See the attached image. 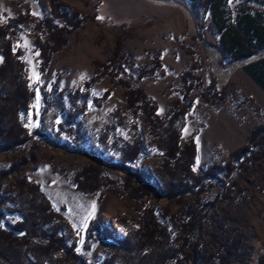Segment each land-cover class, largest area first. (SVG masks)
<instances>
[{
  "label": "rangeland",
  "instance_id": "1",
  "mask_svg": "<svg viewBox=\"0 0 264 264\" xmlns=\"http://www.w3.org/2000/svg\"><path fill=\"white\" fill-rule=\"evenodd\" d=\"M52 0H0V22L30 11L35 19L50 17ZM70 9L79 12L85 19L82 29L69 37L68 46L52 58L48 72L42 73L40 53L35 49V35L23 28L17 46L25 52L29 80L38 89V98L30 113L24 114V122L33 136V141L18 154L0 152V170L9 169L13 160L25 157L28 164L23 171L14 172L0 187L1 228L14 225L21 218L7 212L8 204L2 201L9 184L25 177L41 187L56 211L64 216L75 235L76 254L86 264H108L112 243L106 238L107 229L118 239H124L127 230L120 221L135 223L139 220L140 206L125 196L128 187L136 181L128 179L127 172L118 167L113 150L103 148L104 134L110 140L120 138L134 142L131 131L118 128L108 131L113 125L112 114L126 106V90L110 78L104 79L92 89L93 97L100 103H90L85 115L77 124L69 125L72 110L70 94L83 89L84 83L95 72L94 63H107L118 40L123 41V52L128 58L124 79L132 87H140L159 108V116L167 118L172 105L183 100L185 89L182 76L192 70L201 76L204 87L192 92L186 127L181 146L195 138L199 153L194 167L202 173L209 167L225 165L231 155L246 146L252 130L264 125V101L256 96L248 84L229 82L228 101L216 105L206 103L200 94L212 83L208 54L192 36L201 30L202 38L213 45L220 44V37L213 26L211 16L200 7V3L189 0H58ZM230 1L225 8L232 22L240 13L241 6L251 13H264V7L254 6L256 1ZM259 10V11H258ZM235 19V20H234ZM222 42V41H221ZM217 46V45H216ZM160 60L162 68L151 76L138 80L142 71ZM231 59L226 56V64ZM3 58L0 56V65ZM42 92V95L40 94ZM109 92L106 100L105 94ZM183 105H187L182 101ZM140 130L146 144L151 140L143 117L132 119ZM146 158L137 167L150 173L151 183L162 192V185L154 174L162 159L157 150L148 147ZM258 153L243 161L225 190L213 188L205 195L208 201L223 192L218 208L198 231L195 242L201 244L208 254L223 244L232 229L246 236L239 258L232 264H256L264 254V158ZM89 166H99L103 178L115 183L96 193L82 192L75 184V177ZM134 172L136 167L129 165ZM137 186V185H136ZM147 188V186H145ZM150 204L158 206L159 213L169 206L164 197L149 198ZM179 206L172 207L177 213ZM222 215V216H221ZM73 243V244H74ZM245 255V257H244ZM247 255V256H246Z\"/></svg>",
  "mask_w": 264,
  "mask_h": 264
},
{
  "label": "trees",
  "instance_id": "2",
  "mask_svg": "<svg viewBox=\"0 0 264 264\" xmlns=\"http://www.w3.org/2000/svg\"><path fill=\"white\" fill-rule=\"evenodd\" d=\"M189 1L200 3V7L211 14L222 41V47L206 42L201 36L202 28L192 36L208 54L212 74L211 85L200 96L211 105L227 102L232 74L264 51V16L261 12L254 16L250 8L243 5L235 17L236 22H232L233 15L229 10L228 16L225 8L233 0ZM246 1L264 4V0ZM85 22L79 12L58 0L51 1L48 18L35 19L28 10L16 18H9L5 24L0 22V56L3 58L0 65V152L19 154L33 141L23 115L33 109L38 89L30 84L25 52L17 46L23 28L30 29L35 35L34 46L40 53L41 72L45 73L53 56L64 51L69 37L82 29ZM225 53L232 58L229 64L225 63ZM127 65L123 41L118 40L110 60L107 63L95 62L96 70L84 83L83 89L70 94L72 110L68 124L73 126L80 116L87 113L91 102L100 103L101 100L93 97L92 89L104 79L110 78L126 90V106L112 114L114 123L108 131L115 137L118 128H125L131 131L134 142L128 143L120 138L110 140V134H104L101 144L107 153L114 151L118 167L127 172L130 181H136L137 186L128 187V192L124 194L137 202L141 210L138 222L130 224L120 221L127 230L124 239L116 238L107 229L104 231L112 243L106 261L108 264H232L239 258V252L245 245L246 236L242 232L232 229L225 242L216 244V250L210 254L195 242V237L213 214L219 215L218 208L227 198L226 192L222 191L214 201H208L205 194L213 188L225 190L237 166L243 167V161L254 153H258V159L264 158V125L252 130L246 146L234 152L225 165L216 164L202 173H196L197 142L192 138L181 146V139L188 113L193 107L189 98L193 91L204 87L201 76L193 74L197 64L194 63L192 70L181 77L185 89L182 101L187 105H183L181 100L176 101L165 119L159 116L157 104L142 88L132 87L124 79L128 75ZM161 68L162 63L158 59L137 79L151 77ZM252 70L264 85V60L253 66ZM108 95L109 92L103 100ZM138 117L144 118L151 137L148 144L137 125L132 123V119ZM148 147L157 150L162 159V163L153 171L161 182L162 192L157 191L150 182V173L137 167L148 156ZM27 162L22 157L18 161L13 160L9 169L0 170V187L14 172L23 171ZM129 165L136 167L135 172ZM74 180L82 192L89 194L115 185L103 178L99 166H89L78 173ZM161 196L169 206L159 213L158 206L150 204L149 198ZM2 201L8 204L7 212L10 215L21 219L7 226V229L0 226V264H86L76 254L75 235L70 224L56 211L39 185L20 176L9 184ZM176 206H179V210L173 214L172 207ZM1 220L2 216L0 224ZM260 264H264V254Z\"/></svg>",
  "mask_w": 264,
  "mask_h": 264
},
{
  "label": "crops",
  "instance_id": "3",
  "mask_svg": "<svg viewBox=\"0 0 264 264\" xmlns=\"http://www.w3.org/2000/svg\"><path fill=\"white\" fill-rule=\"evenodd\" d=\"M254 6L264 7V4L263 3L262 4L261 3H255ZM208 14L211 16L210 13H208ZM252 14L254 16L256 15V13H252ZM262 14L264 16V13H262ZM211 19L213 21V26L215 27V29L218 33L217 25L215 24V21L213 20L212 16H211ZM218 35L220 37L219 33H218ZM216 45L219 47H222V42L220 41V44L218 43ZM259 53L260 54L256 55L254 57V60L251 63L247 64L245 67H241V68L237 69L235 71V73L232 74L230 82L233 83V81H236V82L243 81V82L247 83L249 88L252 89L254 91V93H256L255 95L260 97L262 99V101H264V85L260 82V80H258L256 78V75L253 74L254 70H252L253 66L260 63L261 60H264V51H260ZM225 56H228V55L225 53ZM229 59H232V58L229 57Z\"/></svg>",
  "mask_w": 264,
  "mask_h": 264
},
{
  "label": "bare ground",
  "instance_id": "4",
  "mask_svg": "<svg viewBox=\"0 0 264 264\" xmlns=\"http://www.w3.org/2000/svg\"><path fill=\"white\" fill-rule=\"evenodd\" d=\"M258 252H257V254H256V256H255V259H254V261H253V264H256L257 263V260H258Z\"/></svg>",
  "mask_w": 264,
  "mask_h": 264
}]
</instances>
